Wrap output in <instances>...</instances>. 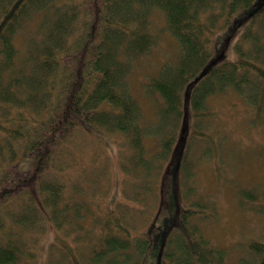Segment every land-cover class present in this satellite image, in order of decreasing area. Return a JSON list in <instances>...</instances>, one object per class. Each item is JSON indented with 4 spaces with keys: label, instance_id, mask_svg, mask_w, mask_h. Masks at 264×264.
<instances>
[{
    "label": "trees",
    "instance_id": "trees-1",
    "mask_svg": "<svg viewBox=\"0 0 264 264\" xmlns=\"http://www.w3.org/2000/svg\"><path fill=\"white\" fill-rule=\"evenodd\" d=\"M154 12L179 52L143 82L148 121L128 76L157 45ZM225 26L241 28L234 59L216 46ZM228 91L264 116V0H0V264H140L162 209L158 264H225L189 193L193 148L217 144L208 98ZM238 197L264 204V188ZM247 251L237 264H264L263 241Z\"/></svg>",
    "mask_w": 264,
    "mask_h": 264
},
{
    "label": "rangeland",
    "instance_id": "rangeland-1",
    "mask_svg": "<svg viewBox=\"0 0 264 264\" xmlns=\"http://www.w3.org/2000/svg\"><path fill=\"white\" fill-rule=\"evenodd\" d=\"M151 23L152 29L158 33L157 45L133 61L128 76L131 93L148 121H153L155 110L153 97L147 96L142 89L143 82L179 52L178 42L162 27L165 25L164 15L159 13L156 18L155 12L152 13ZM240 31L241 28L231 34L225 26L215 32L216 46L223 47L228 59L235 58L234 43ZM207 103L212 113L205 119L204 128L214 134L217 144L210 147L204 138L202 145L193 148L195 174L189 194H203L207 198L211 214L205 219L202 232L213 245L224 250L225 264H237L240 257L248 254L251 240L264 242V209H258L264 208V204L260 201L251 204L248 199L238 197L241 187L264 188V116L255 118L243 96L232 91L211 96ZM108 149L116 182L112 190L119 191L118 158L112 145ZM189 155L194 161L192 151ZM184 192L185 188L181 192L182 203L187 202ZM168 210L162 209L158 229L149 234V245L140 264L160 262L167 231L175 222L174 214Z\"/></svg>",
    "mask_w": 264,
    "mask_h": 264
}]
</instances>
